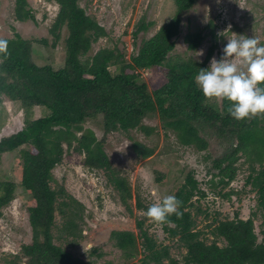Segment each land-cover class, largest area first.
Here are the masks:
<instances>
[{"label":"rangeland","instance_id":"1","mask_svg":"<svg viewBox=\"0 0 264 264\" xmlns=\"http://www.w3.org/2000/svg\"><path fill=\"white\" fill-rule=\"evenodd\" d=\"M176 1L79 0L78 4L86 15L104 32V36L92 44L86 57L92 58L103 49L122 56L123 65L134 66L127 72L133 74L138 83L145 84L151 94L168 82L172 67L202 63L210 49L213 52L206 68L213 57L220 59L227 38L234 33L252 35L264 43V0H193L192 6L180 15L179 32L173 39L174 48L162 64L149 68L135 67L134 58L147 50L149 42L174 16ZM15 2L0 0V38L20 37L30 43L34 65L61 69L65 62L68 31L66 27L54 29L57 4L51 0H26L35 21L19 22L15 17ZM141 24L145 25V30L135 35ZM196 33H200L203 39L198 48L190 50L185 43L186 37ZM123 65L109 66L108 69L117 74L118 67L121 69ZM203 103L223 114V108L229 101L203 95ZM48 114L45 107L24 111L18 103L1 95L0 139L21 130L25 121ZM246 122L251 130L259 131L258 137L264 141V114L246 118ZM141 124L146 129L105 134L103 119L99 115L82 125L83 130L93 132L97 141L103 140V150L111 167L127 180L132 194L128 202L131 213L121 204L106 173L87 168L84 154L75 150V142L68 148L63 145L64 157L52 170L54 181L50 184L51 188H63L66 192L64 198L58 199L54 213L51 231L54 245L87 264H138L143 254L140 240L137 241L139 253L130 260L114 246L110 233L127 231L137 236L136 221L141 220L155 244L167 248L175 264H183L186 249L178 242V237L169 236L164 229L173 226L154 222L145 212L151 204L160 202L164 195H175L187 183L188 177L195 182V190L187 211L194 222L193 229L199 232L203 242L224 247L226 241L213 233L218 224L250 219L256 243L264 244L261 196L264 186L255 183L258 176L264 175V155L255 156V145H247L244 140L241 143V135L234 131L236 129L223 127L214 119L192 122L205 144L204 150L194 145H181L176 132L165 128L157 113L145 117ZM75 135L80 138L82 133L75 132ZM254 140H257L255 134ZM134 142L152 149V156L139 158L132 148ZM20 166V149L0 154V181L16 185L13 200L1 209L0 264H25L26 260L20 257L21 247L31 244L27 212L31 198L19 187ZM69 196L77 203L71 202ZM135 197L139 199L141 209L136 208ZM61 201L68 202L67 207H62L64 215L58 205ZM69 219L74 220L80 236L69 235L65 228ZM15 254L21 260L16 261ZM163 264L170 263L165 260Z\"/></svg>","mask_w":264,"mask_h":264},{"label":"trees","instance_id":"2","mask_svg":"<svg viewBox=\"0 0 264 264\" xmlns=\"http://www.w3.org/2000/svg\"><path fill=\"white\" fill-rule=\"evenodd\" d=\"M51 1L58 6L54 29L66 27L68 31L64 66L54 70L50 66L34 65L31 62L30 43L20 37L6 39L8 54H0V96L4 95L11 102L18 103L24 111L45 107L49 114L27 120L21 130L1 138L0 154L20 149L19 187L31 198L27 205L31 244L21 247L20 256L26 260L25 264H87L53 244L51 231L54 213L58 199L64 198L66 192L63 188H51L50 184L54 181L52 170L64 157L63 145L68 148L75 142V150L84 154V165L106 173L109 184L129 212L128 202L132 194L127 180L111 167L103 150V140L97 141L91 130H83L82 125L86 120L101 115L104 133L109 134L118 130L127 132L146 129L141 124L143 119L157 113L164 127L176 132L181 145H194L199 150H204L205 144L192 124L196 120L214 119L223 127L236 129L234 131L241 135V143L244 140L247 145H255V156L264 155V141L258 137V130L249 128L246 119L236 120L231 117L227 112L228 105L224 106L222 114L203 103V93L197 87L194 77L200 68H206L212 49L202 63L172 67L168 82L150 94L145 84L138 83L136 77L127 72L134 66L123 65L122 56H115L112 51L103 49L92 58L86 57L92 44L104 36V32L86 15L78 4L79 0ZM192 4L193 0L176 1L174 16L149 42L147 50L134 58L135 67L149 68L162 64L174 48L173 39L179 32L180 15ZM27 7L26 0H16L17 21H35L32 11ZM144 30L145 25L141 24L135 35ZM202 39L201 34L196 33L187 36L185 43L188 49L195 50ZM119 65L123 67H118L117 74H112L108 69L109 66ZM75 132L82 133L80 138H76ZM254 134L257 140H254ZM27 146L30 149L24 150ZM132 148L141 159H147L153 154L152 149L139 142H134ZM186 182L175 193L182 202V215L178 217L171 214L163 222L173 226L164 229L169 236L178 237V242L186 249L183 264H264V244L256 243L250 219L218 224L213 233L226 241L224 247L216 243L207 245L200 239L199 232L193 229L191 214L187 211L194 196L195 182L190 177ZM255 183L264 186V175L258 176ZM15 188L13 182L0 181V214L1 209L13 200ZM261 196L264 204V192ZM69 197L71 202H76ZM58 205L60 213L64 215L62 207H67L68 202L61 201ZM135 206L142 208L137 197ZM65 228L70 236H80L74 220H67ZM136 229L137 236L127 231L110 233V240L126 259L131 260L138 255L137 241L140 240L143 254L138 264H163L165 260L175 264L168 249L157 246L147 234L143 221H136ZM15 256L16 261L21 260L17 254Z\"/></svg>","mask_w":264,"mask_h":264},{"label":"clouds","instance_id":"3","mask_svg":"<svg viewBox=\"0 0 264 264\" xmlns=\"http://www.w3.org/2000/svg\"><path fill=\"white\" fill-rule=\"evenodd\" d=\"M0 54H8V41L3 38ZM194 80L205 97L229 101L227 112L236 120L264 114V43L258 37L234 33L227 38L221 58L213 57ZM181 203L176 195L166 194L160 202L151 204L145 215L163 223L171 214L182 215Z\"/></svg>","mask_w":264,"mask_h":264}]
</instances>
